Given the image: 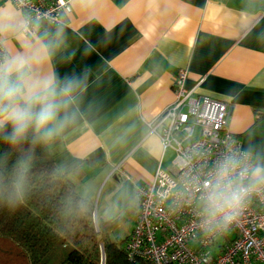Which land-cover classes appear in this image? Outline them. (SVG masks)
Returning <instances> with one entry per match:
<instances>
[{
	"label": "crops",
	"instance_id": "crops-1",
	"mask_svg": "<svg viewBox=\"0 0 264 264\" xmlns=\"http://www.w3.org/2000/svg\"><path fill=\"white\" fill-rule=\"evenodd\" d=\"M22 24L0 0V82L23 85L21 108L33 86L44 99L31 107L56 105L42 129L59 141L50 155L62 172L97 163L84 179L108 185L101 219L151 183L160 159L169 168L148 123L174 101L178 69L186 89L229 104L226 129L250 155L252 179L264 178V0H69L60 24L41 23L38 37Z\"/></svg>",
	"mask_w": 264,
	"mask_h": 264
},
{
	"label": "built area",
	"instance_id": "built-area-1",
	"mask_svg": "<svg viewBox=\"0 0 264 264\" xmlns=\"http://www.w3.org/2000/svg\"><path fill=\"white\" fill-rule=\"evenodd\" d=\"M23 16L21 33L58 25L69 0H4ZM7 54L0 43V66ZM186 70L172 78L174 101L148 123L162 157L147 186L138 187V209L125 240L128 257L150 264H264V178L253 180L250 155L227 129L228 103L186 89ZM244 189L238 205L225 206ZM224 206L219 211L217 206ZM227 213L228 218H225Z\"/></svg>",
	"mask_w": 264,
	"mask_h": 264
},
{
	"label": "trees",
	"instance_id": "trees-1",
	"mask_svg": "<svg viewBox=\"0 0 264 264\" xmlns=\"http://www.w3.org/2000/svg\"><path fill=\"white\" fill-rule=\"evenodd\" d=\"M42 129L33 120L13 140V124H0V264H150L128 257L126 237L110 236L117 219L95 217L91 197L76 188L97 163L62 172L49 151L58 138ZM125 209L136 217L138 199Z\"/></svg>",
	"mask_w": 264,
	"mask_h": 264
},
{
	"label": "clouds",
	"instance_id": "clouds-1",
	"mask_svg": "<svg viewBox=\"0 0 264 264\" xmlns=\"http://www.w3.org/2000/svg\"><path fill=\"white\" fill-rule=\"evenodd\" d=\"M19 63L23 64V61ZM12 70V66H9L7 69L9 74ZM37 87L38 86H33L28 90L27 96L25 97L28 101V107L21 108L16 103V100L18 97L24 95L23 85L20 83L0 82V124L5 121H10L13 124V140L22 136L33 120L40 126H46L56 117V105L51 102L42 103L39 111L35 114L31 111V105L33 103L44 99V97L36 91ZM43 87L48 89L50 87V82L45 83ZM244 192V189L234 191L230 198L225 201V206L234 207L238 205ZM217 207L219 211H224V206L218 205ZM225 218H228L227 213H225Z\"/></svg>",
	"mask_w": 264,
	"mask_h": 264
},
{
	"label": "rangeland",
	"instance_id": "rangeland-1",
	"mask_svg": "<svg viewBox=\"0 0 264 264\" xmlns=\"http://www.w3.org/2000/svg\"><path fill=\"white\" fill-rule=\"evenodd\" d=\"M172 158H173V154L170 151H167L164 154L163 166L164 167L169 166ZM82 187L83 188L81 189L79 186H77L76 188L81 193L87 194L91 197L97 218H101V215L103 214L102 201L105 196V192L108 188V185L105 186V181L101 179V177L88 176L87 179L84 181ZM125 207H121L120 210L114 207L113 214L109 213L112 215L106 216L104 219V220H107L110 218L117 219L111 230V233H110L111 237H118V238L123 239L130 233L135 217L133 216L132 212L126 210Z\"/></svg>",
	"mask_w": 264,
	"mask_h": 264
}]
</instances>
